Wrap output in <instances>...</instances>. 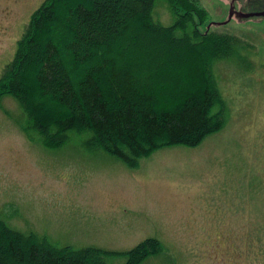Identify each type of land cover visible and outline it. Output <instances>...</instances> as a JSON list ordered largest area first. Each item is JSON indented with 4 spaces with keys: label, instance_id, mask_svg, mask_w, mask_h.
<instances>
[{
    "label": "rangeland",
    "instance_id": "obj_1",
    "mask_svg": "<svg viewBox=\"0 0 264 264\" xmlns=\"http://www.w3.org/2000/svg\"><path fill=\"white\" fill-rule=\"evenodd\" d=\"M43 1L0 0V77ZM197 1L207 13L202 22L194 17L198 29L241 45L235 58L213 62L223 127L196 146L162 147L131 167L87 148L85 136L72 135L58 148L29 141L18 125L25 115L6 95L0 218L11 228L118 253L157 239L161 251L140 264H264V18L238 22L233 12L228 20L229 2ZM152 16L163 26L173 22L164 0L154 1ZM118 253L107 263L124 264Z\"/></svg>",
    "mask_w": 264,
    "mask_h": 264
},
{
    "label": "trees",
    "instance_id": "obj_2",
    "mask_svg": "<svg viewBox=\"0 0 264 264\" xmlns=\"http://www.w3.org/2000/svg\"><path fill=\"white\" fill-rule=\"evenodd\" d=\"M154 1L44 0L32 13L0 77V107L4 96L15 99L29 141L58 148L85 136L87 148L134 167L156 149L196 146L223 127L213 62L238 56L241 45L198 29L194 17L207 13L197 0H164L169 26L154 22ZM161 249L155 238L122 253L74 248L0 218V264H108L111 253L140 264Z\"/></svg>",
    "mask_w": 264,
    "mask_h": 264
},
{
    "label": "water",
    "instance_id": "obj_3",
    "mask_svg": "<svg viewBox=\"0 0 264 264\" xmlns=\"http://www.w3.org/2000/svg\"><path fill=\"white\" fill-rule=\"evenodd\" d=\"M224 1L226 3L227 2L231 3L230 4L231 8H230L229 14H228V20H230L233 12H235V17H237L238 22H240L239 20L242 21V20H248V19L255 20V21H261L264 18V10L255 11V12L253 11L256 9L251 7L252 1L251 2H249L248 0H224ZM257 1H259V0H255L253 2L252 6L256 7L255 4L257 3ZM247 2H249V5H247ZM243 3L245 4L244 6H249L252 9H247V10L240 9L242 7ZM228 20L223 21V22H213L212 21L210 24H212V23L223 24V23L227 22ZM208 26H207V29H208Z\"/></svg>",
    "mask_w": 264,
    "mask_h": 264
},
{
    "label": "flooded vegetation",
    "instance_id": "obj_4",
    "mask_svg": "<svg viewBox=\"0 0 264 264\" xmlns=\"http://www.w3.org/2000/svg\"><path fill=\"white\" fill-rule=\"evenodd\" d=\"M248 1H249V2L252 1V3H251V7L256 9V10H253L254 12H255V11H261V10H264V0H259V1H257V3L255 4L256 7L252 6V4H253V2H254L255 0H248ZM249 2H247V5H249ZM230 4H231V3H230ZM244 5H245V4L243 3V5H242V7H241L240 9H244V10L252 9V8H250L249 6H244ZM239 21H241V20H239Z\"/></svg>",
    "mask_w": 264,
    "mask_h": 264
}]
</instances>
